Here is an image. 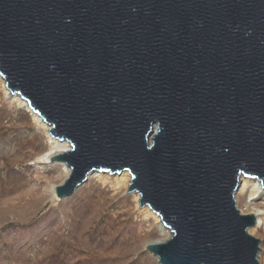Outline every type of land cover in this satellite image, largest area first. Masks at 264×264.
<instances>
[{"label":"water","instance_id":"1","mask_svg":"<svg viewBox=\"0 0 264 264\" xmlns=\"http://www.w3.org/2000/svg\"><path fill=\"white\" fill-rule=\"evenodd\" d=\"M0 75L71 143L57 199L128 170L160 264H262L235 195L264 186V0H0Z\"/></svg>","mask_w":264,"mask_h":264},{"label":"rangeland","instance_id":"2","mask_svg":"<svg viewBox=\"0 0 264 264\" xmlns=\"http://www.w3.org/2000/svg\"><path fill=\"white\" fill-rule=\"evenodd\" d=\"M49 148L45 132L0 82V264H160L145 246L160 234L129 186L115 188L117 175L99 171L106 182L93 177L56 199L51 188L66 176L60 162L40 161ZM248 195L235 196L244 214ZM252 203L264 211V194ZM252 234L261 239L264 264V223Z\"/></svg>","mask_w":264,"mask_h":264},{"label":"bare ground","instance_id":"3","mask_svg":"<svg viewBox=\"0 0 264 264\" xmlns=\"http://www.w3.org/2000/svg\"><path fill=\"white\" fill-rule=\"evenodd\" d=\"M0 82H1V84L3 86V89L6 91L7 97L10 100V102H14L20 108L26 109L32 115L35 124L40 129H42L45 132V134L47 135V138L49 140L50 148H49V150L43 152L42 155H40V158H39L40 161L48 162V163L60 162L61 165L63 166V171L65 172V176H67L70 173L69 166L65 162L53 161V159L50 160V158L60 154L61 152L65 151L67 149H69L71 147V143L66 141V140H60V139L52 137L50 135V132H49L50 125L48 123H46L44 121V119L38 113L34 112L30 108L28 102L24 98H22L17 93L14 94L13 92H11L6 87L5 81H4V79H3V77L1 75H0ZM115 175H117L115 177V181H114L115 182L114 183L115 188L126 189L130 185V183H131V174H130V172L128 170H125V171H123L121 173H115ZM93 177L100 178V179H102L103 181L106 182L104 176L99 174L98 170L92 171L89 174L88 179H91ZM57 185H53L52 188H51L52 195L55 196L56 199H57V196L55 194V187ZM245 192H249L248 199L246 200V206L250 209V212L248 211L249 212L248 214L252 213V214L256 215V217L258 219L256 225H254L253 227H251L249 229V231L252 234V232L255 229L260 228L263 225V223H264V211L262 209L257 208V207L252 205L253 204L252 202L255 199H257L262 194H264V186L262 185L261 181L256 179V178L242 176L241 177V184H240V187H239L238 191L236 192V194H242V193H245ZM134 194L136 196V200L139 201L140 194L138 192H134ZM139 208H140L139 210H141V212L144 214L145 220H149L150 218H152L154 220L155 226H156V228H157V230H158V232L160 234V237H158L156 239H152V240L149 239L145 243L146 247L149 244L164 242V241H166L167 239H169L171 237L172 232H171L170 228L168 226H166L162 222V219L160 218V216L156 212H154L149 206H144V207H139ZM241 212H242V210H241Z\"/></svg>","mask_w":264,"mask_h":264}]
</instances>
